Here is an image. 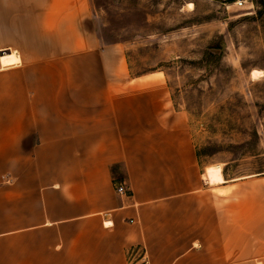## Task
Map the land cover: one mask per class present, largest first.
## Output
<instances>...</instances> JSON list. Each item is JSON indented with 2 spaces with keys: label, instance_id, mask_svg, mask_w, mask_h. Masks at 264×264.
I'll list each match as a JSON object with an SVG mask.
<instances>
[{
  "label": "crops",
  "instance_id": "1",
  "mask_svg": "<svg viewBox=\"0 0 264 264\" xmlns=\"http://www.w3.org/2000/svg\"><path fill=\"white\" fill-rule=\"evenodd\" d=\"M92 25L89 0H0V264H264L252 180L209 184L162 81Z\"/></svg>",
  "mask_w": 264,
  "mask_h": 264
},
{
  "label": "rangeland",
  "instance_id": "2",
  "mask_svg": "<svg viewBox=\"0 0 264 264\" xmlns=\"http://www.w3.org/2000/svg\"><path fill=\"white\" fill-rule=\"evenodd\" d=\"M89 3L96 36L124 50L130 76L162 81L158 122L187 127L206 181L252 180L243 193L264 218V0ZM213 193L224 208L235 192ZM142 255L133 249L130 263Z\"/></svg>",
  "mask_w": 264,
  "mask_h": 264
},
{
  "label": "built area",
  "instance_id": "3",
  "mask_svg": "<svg viewBox=\"0 0 264 264\" xmlns=\"http://www.w3.org/2000/svg\"><path fill=\"white\" fill-rule=\"evenodd\" d=\"M237 5L241 7L242 6V2L241 1L238 2ZM115 191L118 194H125L126 193V189H125V187L123 185H116L115 186ZM140 262H141L140 264H148L147 260L144 259L143 255L140 257Z\"/></svg>",
  "mask_w": 264,
  "mask_h": 264
}]
</instances>
